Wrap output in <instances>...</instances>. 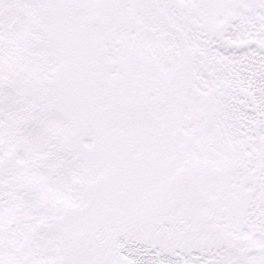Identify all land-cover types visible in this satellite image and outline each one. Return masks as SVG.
I'll return each instance as SVG.
<instances>
[{
    "label": "snow or ice",
    "instance_id": "obj_1",
    "mask_svg": "<svg viewBox=\"0 0 264 264\" xmlns=\"http://www.w3.org/2000/svg\"><path fill=\"white\" fill-rule=\"evenodd\" d=\"M0 264H264V0H0Z\"/></svg>",
    "mask_w": 264,
    "mask_h": 264
}]
</instances>
